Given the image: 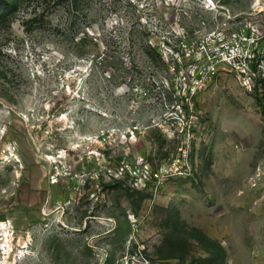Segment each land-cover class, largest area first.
Masks as SVG:
<instances>
[{
	"label": "rangeland",
	"instance_id": "rangeland-1",
	"mask_svg": "<svg viewBox=\"0 0 264 264\" xmlns=\"http://www.w3.org/2000/svg\"><path fill=\"white\" fill-rule=\"evenodd\" d=\"M55 1L0 27V264H264V0Z\"/></svg>",
	"mask_w": 264,
	"mask_h": 264
},
{
	"label": "trees",
	"instance_id": "trees-1",
	"mask_svg": "<svg viewBox=\"0 0 264 264\" xmlns=\"http://www.w3.org/2000/svg\"><path fill=\"white\" fill-rule=\"evenodd\" d=\"M26 0H0V27H6L9 29L14 22V16L18 12L19 7ZM96 0H56L54 2L55 6L62 7L63 12L67 15V24L65 27L56 28V31L63 35L66 40L74 41L79 32L73 31L76 15H79L83 11H87L91 8ZM38 23L43 25L44 22L40 19V15L35 17L31 23ZM87 37V35H84ZM84 42L81 38L77 41V45ZM149 47L148 44L142 46L141 51L144 55H147L146 48Z\"/></svg>",
	"mask_w": 264,
	"mask_h": 264
}]
</instances>
